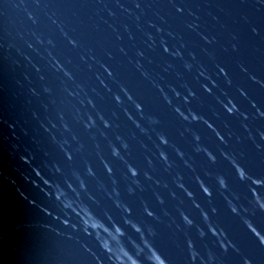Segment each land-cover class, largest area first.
I'll list each match as a JSON object with an SVG mask.
<instances>
[{
	"label": "water",
	"instance_id": "water-1",
	"mask_svg": "<svg viewBox=\"0 0 264 264\" xmlns=\"http://www.w3.org/2000/svg\"><path fill=\"white\" fill-rule=\"evenodd\" d=\"M0 264H264V0H0Z\"/></svg>",
	"mask_w": 264,
	"mask_h": 264
}]
</instances>
